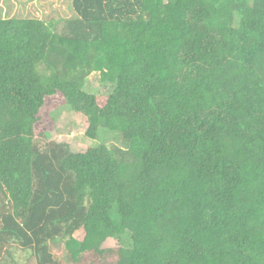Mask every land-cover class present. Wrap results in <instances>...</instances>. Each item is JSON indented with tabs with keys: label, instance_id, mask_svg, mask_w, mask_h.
<instances>
[{
	"label": "trees",
	"instance_id": "16d2710c",
	"mask_svg": "<svg viewBox=\"0 0 264 264\" xmlns=\"http://www.w3.org/2000/svg\"><path fill=\"white\" fill-rule=\"evenodd\" d=\"M3 2L0 261L264 264V0ZM62 105L103 142L39 148Z\"/></svg>",
	"mask_w": 264,
	"mask_h": 264
},
{
	"label": "rangeland",
	"instance_id": "374dc122",
	"mask_svg": "<svg viewBox=\"0 0 264 264\" xmlns=\"http://www.w3.org/2000/svg\"><path fill=\"white\" fill-rule=\"evenodd\" d=\"M14 2L16 4H14L13 10L17 9V14L21 15L20 17L31 15L34 18L45 21V23H50L52 20H59V24L56 26L57 31H59L63 19L72 16L69 4L70 0H14ZM4 5V2L0 3V6ZM25 12L28 13L24 15ZM84 91L94 95L103 93L104 88L100 84V73L93 72L89 75L84 85ZM51 115L55 121V127L51 131H47L46 138H36L35 142L39 148H45L47 141L52 140L67 142L74 152H80L103 142L100 138H89L86 134L88 124L83 117L75 115L66 105L57 107ZM117 144L119 145V143ZM83 235L82 230L76 233L78 238H82ZM116 243L114 239H109L105 242L104 247H112ZM30 255L31 252L29 250L23 249L18 241H15L7 249L6 255H4L0 264H26Z\"/></svg>",
	"mask_w": 264,
	"mask_h": 264
}]
</instances>
